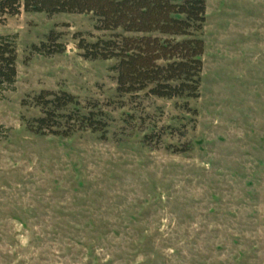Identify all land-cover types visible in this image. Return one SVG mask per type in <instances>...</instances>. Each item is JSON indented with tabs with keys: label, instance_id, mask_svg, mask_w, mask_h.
Here are the masks:
<instances>
[{
	"label": "rangeland",
	"instance_id": "obj_1",
	"mask_svg": "<svg viewBox=\"0 0 264 264\" xmlns=\"http://www.w3.org/2000/svg\"><path fill=\"white\" fill-rule=\"evenodd\" d=\"M206 3L196 98L119 94L117 61L78 47L111 37L92 14L0 24L18 52L0 90V264H264V0ZM52 33L64 51L35 52ZM42 91L96 105L106 132L32 133Z\"/></svg>",
	"mask_w": 264,
	"mask_h": 264
},
{
	"label": "trees",
	"instance_id": "obj_2",
	"mask_svg": "<svg viewBox=\"0 0 264 264\" xmlns=\"http://www.w3.org/2000/svg\"><path fill=\"white\" fill-rule=\"evenodd\" d=\"M27 13L92 14L98 31L109 39L81 40L79 49L90 60H116L117 92L135 96L196 98L201 86L207 21L206 0H0V24ZM37 53H62L52 33ZM15 36H0V90L13 88L17 79ZM42 116L26 121L37 135L68 138L78 132L104 133L106 114L96 105L83 107L70 93L42 91L34 98ZM83 110H89L86 114Z\"/></svg>",
	"mask_w": 264,
	"mask_h": 264
}]
</instances>
